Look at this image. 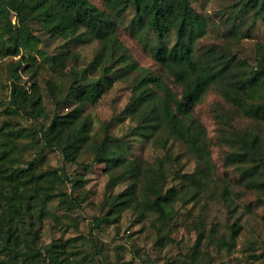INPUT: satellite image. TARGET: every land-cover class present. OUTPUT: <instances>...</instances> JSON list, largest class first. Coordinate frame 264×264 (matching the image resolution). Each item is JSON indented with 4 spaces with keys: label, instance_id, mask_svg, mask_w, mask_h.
Wrapping results in <instances>:
<instances>
[{
    "label": "trees",
    "instance_id": "1",
    "mask_svg": "<svg viewBox=\"0 0 264 264\" xmlns=\"http://www.w3.org/2000/svg\"><path fill=\"white\" fill-rule=\"evenodd\" d=\"M104 3L106 9L90 0H0V264H84L69 249L67 240L39 244L49 201L54 197L66 203L74 201L63 189L68 178L65 173L41 167L44 146L59 150L65 160L74 162L89 152L92 160L84 164L86 168L99 158L109 159L106 188L113 190L121 182L125 185L106 196L104 220L116 222L126 209L140 217L153 214L149 222L160 244L176 221L178 211L173 205L206 198L210 192L229 207L241 202L248 209H260L264 216V43L256 41L254 63L238 58L224 45L197 53L196 42L207 33L208 19L195 9L192 0ZM128 8L133 10L128 23L131 32L151 48L163 71L140 65L119 38L118 19ZM235 8L251 11L253 18L264 23V0H239ZM32 23L53 38L98 42L92 59L71 74L68 89L58 81L46 80L55 108L50 117L39 86L33 82L25 88L19 80L23 69L31 75L38 72L40 61L33 51H39L41 38L32 31ZM171 34L174 40L168 43ZM64 53L42 55L41 60L53 72L61 71ZM94 69L98 74L87 77ZM118 79L128 81L130 95L116 119L132 123L124 135L106 127L102 136L95 137L86 107ZM167 79L179 84V91ZM212 86L223 99L213 104L216 143L223 166L233 171V177L227 170L218 173L211 153L215 142L194 112ZM72 98L76 104L62 111L60 106ZM237 116L247 119L246 124H237ZM39 117L49 118L34 139L43 143L35 161L23 162L15 124ZM132 135L159 146L163 154L152 160L130 156L128 136ZM176 145L182 149L181 155L193 160L191 171L183 170ZM169 179L173 182L167 185ZM247 195L251 199L246 200ZM194 226L197 235L186 253L193 264H205L201 246L205 239L231 251L241 228L232 223L228 231H219L218 224L211 223L205 229L201 221Z\"/></svg>",
    "mask_w": 264,
    "mask_h": 264
},
{
    "label": "rangeland",
    "instance_id": "2",
    "mask_svg": "<svg viewBox=\"0 0 264 264\" xmlns=\"http://www.w3.org/2000/svg\"><path fill=\"white\" fill-rule=\"evenodd\" d=\"M101 8H107L104 0H90ZM239 0H192L196 10L205 14L208 19L207 33L196 42V52L207 47H229L238 58L254 63L256 56V41L264 43V23L253 18L249 10H237L235 5ZM133 16V10L128 8L123 17L118 19V36L127 47L128 52L142 66L154 72H161L162 67L153 56L152 50L136 37L128 23ZM32 31L41 38L39 51H33L40 61L38 72L31 75L30 71H20V84L29 88L36 83L43 96V101L49 117L54 112V102L46 85V80L58 81L68 89L71 83V74L81 69L92 59L98 47L97 41L78 42L63 38H53L44 33L37 23H32ZM168 43L174 40L173 34L168 37ZM64 51L66 62L61 71L53 72L42 55L50 56ZM17 56L4 57L2 61L16 59ZM97 69L90 71L87 77L96 76ZM86 77V78H87ZM170 85L179 91V84L167 79ZM72 87H70L71 89ZM69 89V90H70ZM130 86L126 79H118L93 104H88L85 113L92 120V133L95 137L104 134L106 127L109 132L124 135L130 119L118 121L125 103L129 99ZM223 99L214 86L204 94L195 105V115L206 127L207 134L213 138L211 146L213 160L222 175L227 170L229 177L233 171L223 166L221 148L216 143L217 124L215 121L213 104L222 103ZM76 104L74 98L67 100L60 106L67 111ZM3 115L1 114V117ZM107 121L111 123L106 126ZM239 125H245L247 119L235 117ZM49 123V118H26L16 125L17 141L22 151V161H35L43 140L36 141L40 135L41 127ZM131 144L130 156H142L152 160L156 155L163 154L162 149L142 138L128 136ZM181 148L176 145L175 153L179 155L184 171H191L194 162L188 155H181ZM92 160V154L82 153L77 161L63 158L59 150L44 146L41 156V167H53L65 173L66 182L63 189L71 193L74 201H62L54 197L48 203L49 213L42 221L39 244L44 245L54 240H67L69 249L82 259L84 264H193L186 257L189 247L196 238L194 223L201 221L205 229L211 223L218 224L219 231H228V225L235 223L241 226L236 243L231 251L226 246L219 247L213 242L201 245L205 251L203 261L205 264H264V216L260 209H248L241 202L229 207L223 199L213 193L197 201L188 200L185 203L177 201L173 206L177 209L176 221L172 224L169 237L164 243H158V234L150 225L149 216L140 217L132 209L123 210L116 222L104 220L107 212L106 196L121 190L125 183L121 182L113 190L106 188L109 177L110 161L99 158L92 167L86 168L84 164ZM173 181L168 180L167 185ZM210 191V190H209ZM251 195L245 197L251 199ZM97 218V219H96ZM220 233V232H218ZM99 253L95 252V249ZM202 261V260H201Z\"/></svg>",
    "mask_w": 264,
    "mask_h": 264
}]
</instances>
